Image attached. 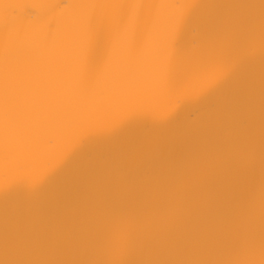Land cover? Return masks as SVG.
<instances>
[{
    "label": "bare ground",
    "instance_id": "6f19581e",
    "mask_svg": "<svg viewBox=\"0 0 264 264\" xmlns=\"http://www.w3.org/2000/svg\"><path fill=\"white\" fill-rule=\"evenodd\" d=\"M0 264H264V0H0Z\"/></svg>",
    "mask_w": 264,
    "mask_h": 264
}]
</instances>
